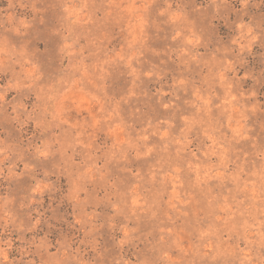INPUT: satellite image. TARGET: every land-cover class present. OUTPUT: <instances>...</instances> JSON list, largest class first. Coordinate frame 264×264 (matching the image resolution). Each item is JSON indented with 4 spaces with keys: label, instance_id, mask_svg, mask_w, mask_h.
Segmentation results:
<instances>
[{
    "label": "rangeland",
    "instance_id": "374dc122",
    "mask_svg": "<svg viewBox=\"0 0 264 264\" xmlns=\"http://www.w3.org/2000/svg\"><path fill=\"white\" fill-rule=\"evenodd\" d=\"M0 264H264V0H0Z\"/></svg>",
    "mask_w": 264,
    "mask_h": 264
}]
</instances>
